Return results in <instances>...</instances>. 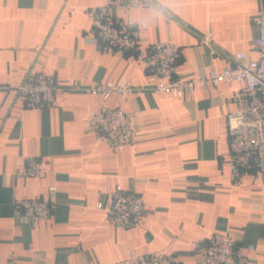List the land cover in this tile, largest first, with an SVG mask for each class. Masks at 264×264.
Returning a JSON list of instances; mask_svg holds the SVG:
<instances>
[{"label": "crops", "instance_id": "crops-1", "mask_svg": "<svg viewBox=\"0 0 264 264\" xmlns=\"http://www.w3.org/2000/svg\"><path fill=\"white\" fill-rule=\"evenodd\" d=\"M104 2L0 0V264H130L128 251L207 264L203 251L214 232L253 244V264H264V170L230 181L226 114L240 84L196 82L181 97L145 89L103 100L84 91L106 80L154 82L130 51L102 52L93 43L86 12ZM258 7L264 0H149L125 18L136 21L142 46L178 45L175 75L189 79L258 57L251 20ZM33 71L56 79L53 105L22 106L16 88ZM101 102L129 115L131 142L113 150L97 138L87 115ZM33 157L47 172L16 176ZM116 186L142 196L137 225L107 221ZM49 187L56 194L49 218L15 209L20 198L48 200Z\"/></svg>", "mask_w": 264, "mask_h": 264}, {"label": "built area", "instance_id": "built-area-1", "mask_svg": "<svg viewBox=\"0 0 264 264\" xmlns=\"http://www.w3.org/2000/svg\"><path fill=\"white\" fill-rule=\"evenodd\" d=\"M147 2L149 0H105L102 5L87 10L86 16L93 30L92 41L102 52L130 51L136 59L144 62L154 82L149 87H143L135 85L132 79L118 82L106 80L81 89L98 93L103 100L112 93L128 96L145 89L181 97L189 93L196 82L204 86H216L221 80L235 81L240 84V88L232 97L234 107L226 114L230 181L232 184L241 183L243 176L253 167L264 170V10L258 7L251 15L258 29L254 40L258 52L256 59L222 70L210 68L196 77L181 79L175 75L181 56L179 46L168 40H157L142 46L136 21L125 18ZM79 88L75 86V89ZM16 90L23 107L44 108L54 104L59 86L54 76L33 71L27 74ZM12 117L16 118L14 115ZM87 123L97 138L104 140L113 150L133 140L130 117L119 107H110L101 102L97 108L89 110ZM46 172L42 161L33 157L22 163L15 175L39 177ZM48 190V200L20 198L14 203L15 209L31 220L49 218L56 194L54 187ZM109 196L110 204L106 208L108 222L128 228L142 220L145 208L139 193L116 186ZM97 207H100L99 203ZM254 249L251 243L240 245L227 233L214 232L204 248L203 257L207 264H253L256 262ZM127 257L130 264H174L172 253L135 256L128 251ZM7 264L15 263L10 260Z\"/></svg>", "mask_w": 264, "mask_h": 264}]
</instances>
